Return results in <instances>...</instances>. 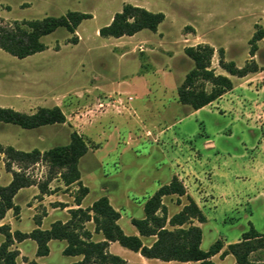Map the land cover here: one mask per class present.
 I'll list each match as a JSON object with an SVG mask.
<instances>
[{
    "label": "rangeland",
    "instance_id": "1",
    "mask_svg": "<svg viewBox=\"0 0 264 264\" xmlns=\"http://www.w3.org/2000/svg\"><path fill=\"white\" fill-rule=\"evenodd\" d=\"M127 4L163 13L165 20L156 32L144 29L133 36L101 37L99 30ZM68 12L89 14L91 18L84 20L75 34L61 27L43 37L46 50L24 59L0 49V107L26 114L60 107L66 122L35 129L0 122V144L26 152L47 151L68 145L71 134L77 132L90 146L79 163L83 181L90 188L88 201L109 195L115 206L124 207L121 225L126 230L132 226L130 218H143V204L158 188L153 170L154 163L163 159V151L178 169L186 192L198 193V206L205 216L220 220L214 223L216 231L210 226L204 228L202 249L209 250L218 240L217 234L225 243L233 241L246 226L240 222L241 215L254 209L247 205L256 197L264 198V191L256 181L244 187V192L241 186L233 193L224 192L222 172L226 162L222 158L229 146H216L217 135H228L225 128L232 116L252 127L264 124V116L254 110L261 103L257 91L264 83L236 77V86L241 85L236 91L196 114L179 103L178 88L195 66L185 49L200 44L214 48L211 68L216 74L229 76L219 64L221 49L225 60L239 68L253 60L264 69V40L258 42L256 55H250V40L257 25L264 29V0H0V23L4 25L61 17ZM75 38L77 42L73 43ZM118 93L124 94L125 100L132 96L133 101L124 109L112 105L99 108L100 99ZM135 138L139 142H133ZM250 151L251 159L257 157L254 149ZM2 159L0 187L8 182L6 157L2 155ZM48 171L47 164L39 163L27 172L43 183ZM57 178L50 182L54 190L49 186L45 195L63 189L58 187L63 181ZM159 180L166 184L165 177ZM38 191L39 199L45 196ZM133 196L137 197L135 202ZM175 197L166 202L169 217L176 214L182 202ZM186 197L183 201L188 204ZM20 201H24L23 196H19ZM43 214L41 207L39 216ZM256 224L263 228L258 217ZM30 226L27 221L21 228L28 231ZM34 247L33 241L24 246L31 259L36 256ZM116 247L125 250L120 244ZM15 248L16 243L11 249ZM250 258L264 264V248ZM69 259L53 244L45 262L67 264ZM17 261L25 262L21 257Z\"/></svg>",
    "mask_w": 264,
    "mask_h": 264
},
{
    "label": "trees",
    "instance_id": "2",
    "mask_svg": "<svg viewBox=\"0 0 264 264\" xmlns=\"http://www.w3.org/2000/svg\"><path fill=\"white\" fill-rule=\"evenodd\" d=\"M91 15L80 12H68L61 17H46L41 20L14 22L4 25L0 23V49L20 59L32 56L46 50L42 38L52 34L58 28H66L75 34L78 26ZM165 20L163 13H153L145 8L127 4L122 11L116 13L112 22L99 30L104 38H122L133 36L148 29L156 32ZM264 40V29L257 25V29L250 40V55L254 57L258 50V42ZM77 39H73L76 43ZM214 48L209 45L187 47L185 54L194 62V68L188 73L183 84L178 88L179 103L198 111L217 101L234 88L229 76L239 78L255 74L260 67L253 60L244 67H237L233 61H226L224 50H220V67L229 75L216 74L211 68ZM210 86V89L206 88ZM0 122L14 124L23 129H35L42 126L63 124L66 116L60 107L39 108L33 114H26L11 108L0 107ZM88 142L77 132L71 134L70 143L57 146L47 151L35 149L31 152L17 150L12 146L4 147L0 144V161L2 155L6 157V170L12 173L13 179L9 185L0 187V222L9 210L17 215L20 207L15 205L14 198L23 188L38 185L40 192L48 193L50 182L57 176L66 186L77 184L79 189L75 196V203L80 206L89 194V188L81 182L79 169L80 160L88 153ZM44 163L49 167L46 181L38 183L27 172L29 168ZM14 166L18 170L14 169ZM187 196L183 183L174 176L170 183L161 186L144 204L145 217L132 218V224L139 231L140 236L125 234L118 221L121 213L110 203L107 196H102L87 209L70 211L71 219L63 224L54 223L50 229H35L31 233L20 231L10 232L8 226L0 227V233L5 241L0 246V264H19V252L11 249L15 242L31 239L37 243V256H47L50 252L49 242L61 240L67 242L64 254L67 256H83L82 261L74 264H129L121 257L109 252L111 242H118L121 246L140 253L148 259H159L165 262L177 261L183 264H217L212 258L224 248V243L217 240L209 250H203V231L194 221L206 223L207 217L196 201L188 196V204L170 219L167 206L163 203L166 196ZM93 221L95 232L104 236L103 241H94L92 233L85 228V224ZM37 223L40 222L37 220ZM169 225L171 228H168ZM156 236L152 245H147L141 237ZM264 248V234L257 232L252 226L242 235L237 243L228 245L222 257L233 255L236 264H258L251 260V254ZM28 264H39L36 261H26Z\"/></svg>",
    "mask_w": 264,
    "mask_h": 264
},
{
    "label": "crops",
    "instance_id": "3",
    "mask_svg": "<svg viewBox=\"0 0 264 264\" xmlns=\"http://www.w3.org/2000/svg\"><path fill=\"white\" fill-rule=\"evenodd\" d=\"M230 78L234 82V88L231 91H229L228 93H226L223 97H225L226 95L236 91L237 88H239L241 86V85L236 86L235 81H234V79L236 78L235 76H230ZM238 79L247 80L248 82L255 80V79H261L264 83V69H262L260 67L259 72L255 73V74H250V75L243 77V78L238 77ZM255 86L256 85L254 84V85L250 86V88L253 89ZM261 86L262 87L259 88L257 91L259 94H261L260 95L261 103H259V105H257L255 107L256 109H254V110H256V112H258L261 116H264V103H262L264 101V84L263 85L261 84ZM221 99H219V100H221ZM234 107H235V105H234ZM13 110H15V109H13ZM202 110H204V108H202L198 111H195L193 114H196L198 112H202ZM245 112H248V109ZM232 117H231L230 122L228 123L227 128L221 127V129L225 128V131L228 135L223 137V138L219 137V135H217V137L219 138V139L217 138L219 140L218 141L219 143L216 144V146L220 145L221 147L219 146V148H221V149L224 148L222 145H225V147H226V145L229 146L228 148H226L227 152L225 153L226 154L225 159L222 158V160H224L226 162V166L224 169L225 171L222 172V174H223L222 176L225 177V183H226L225 187H224L225 188L224 192L233 193L234 191H236L238 186H241L242 191L244 192V187H248V185L250 183L254 184L256 181L258 182V183H256V185L261 184V189H263V191H264V124L259 123L257 125V127L256 126L252 127L251 125H248L244 121H242L243 119L242 120H234ZM220 130H218V131H220ZM221 140L224 142L222 143ZM133 142L137 143V142H139V140L135 138V139H133ZM250 144H252V145L256 144L257 146H251L252 148H249ZM154 146L155 145H153V147ZM252 149H254L253 152L255 153V155H257V157H255L253 159H251V157L248 154L249 152H251L250 150H252ZM21 151H23V150H21ZM161 153H162L163 159L158 160L157 162L154 163L155 167L153 170V173L155 174V176H157L156 179L158 180V183H159L157 186L158 187L157 190L161 186L165 185V184H160L159 179L161 177H165L167 179L166 184L170 183L174 176L181 178V177H179L178 169L173 165L169 156L167 154H165L163 151H161ZM1 161H0V163H1ZM255 161L258 163H257V167L254 169V168H252V166H253V163ZM4 163H2V164L4 165ZM2 168H4V167H2V165H0V179L2 176V172H3ZM14 169L18 170V168L16 166H14ZM6 172L8 175L7 185H9L13 179V176H12L11 172H8L7 170H6ZM249 178H251V181L249 180ZM56 180H60V178H57ZM81 182L84 186L88 187L87 185H85V183L83 181L82 173H81ZM49 186L52 189V184H50ZM58 187L63 188V189L58 190V192L57 191L56 192L51 191L52 193H50L49 195H45L44 197H41L40 199L38 198L39 188L37 185H33L31 187L21 189L14 198L15 205L20 207L19 214L16 215L13 210H9L6 214V217L0 222V227L8 226L10 228L11 233H14L15 231H20L22 233H31L33 230L38 229V228L41 230H48L56 222H61L63 224L67 223L71 219V215H70L71 210L79 209V208L87 209V208L91 207L95 201H97L99 198L102 197V196H99L93 201H88V198L90 195V188L88 187L89 188V194L82 201L81 205L78 206L75 203V196L72 195V193L74 191L77 192V190L79 188V186L77 184L66 186L63 183L61 185H58ZM52 190H54V189H52ZM107 191H109L108 188L104 192L107 193ZM246 192H248V191L246 190ZM187 195L192 197L198 205L200 204V202H199L200 198H199L198 193H196V192L194 193L193 191L192 192L188 191ZM19 196H23L24 201L17 202ZM104 196H106V195L104 194ZM175 196L176 195H171V196H166L163 198V203L167 206V208H168V203H166L167 200H170L169 198H174ZM107 197L109 198L111 205L117 211H119L121 213V218L118 221V224L121 226V228L123 229L125 234L130 235V236H140L139 231L132 224V222H131L132 226H129L128 230H126L122 227L121 221L123 219L124 207L119 208L120 206H115L114 205V199H112L109 195H107ZM184 197H186V196H184ZM184 197H179V196L175 197V198H178L179 200L182 201L179 208L177 209L176 213L180 212L182 210V208L186 205V203L183 201ZM135 198H137V197H135V196L132 197V202L133 201L135 202ZM41 207L44 209V214L42 216H39V208H41ZM143 207H144V204H143ZM247 208H251V209L254 208V209L249 211L250 214L244 213L241 215V221L240 222L245 223L246 226L243 225L240 228L241 231H239V233L235 236L233 241L225 243L222 240L221 236L217 234V239L221 240L224 243V248L222 249V251L219 254L215 255L212 258V260L215 263H217V264H236V259L233 255H227L225 257H222V254L227 249L228 245H230L232 243L239 242L242 239V235L244 233L248 232L250 230L251 226L257 232L264 234V198L258 199V197H256L254 200L251 201V203L249 205H247ZM144 217H145V212H144L143 218ZM171 217H169V219ZM257 217L259 219H261V221L263 223L262 229L257 227V224H256V218ZM37 220L40 222L39 224L37 223ZM130 220H132V218H130ZM27 221L31 222V226H30L31 230H28V231L22 230L23 228H21V226H22L23 222H27ZM219 221L220 220H218V219H211L209 216H207V222L206 223H199L197 221H194V225L199 226L202 229L203 236H204V228L210 226L211 230L216 231V227L214 226V223H216V222L219 223ZM167 227L171 228L169 225H167ZM85 228L92 233V239L94 241L99 242V241L104 240V236L101 233L95 232V224L93 221L85 224ZM0 238L2 239L1 240L2 242L0 244V246H1L2 243L5 241V236L0 233ZM141 238H142L143 242L149 246L152 245L157 239L156 236L141 237ZM29 241H33V240L27 239V240H24L23 242H20V243L15 242L17 244V248H15L14 250H17L19 252V257H21L25 260V262H23V264H26V261H29V262L30 261H36L39 264H47L45 262V259L50 256L53 244H55L58 247L59 252H61L64 256H67L64 254V250L66 249V247L68 245L66 241L51 240L49 242V249H50L49 254L47 256H42V257L37 256V249H38L37 243L35 241H33L36 243V247H34V251L36 252V256L34 259H31V257H29L27 255L26 249L24 248V246ZM116 244H119V243L118 242H111L110 243L109 252L111 254H114V255L121 257L122 259L127 261V263H129V264H183V263L177 262V261L165 262V261H162L159 259H148V258L142 256L140 253H136L134 251H131V250H129L123 246L122 247L125 248V250L121 249L119 247H116ZM201 247H202V245H201ZM67 257L70 258L68 260L67 264H74V263H77L79 261H82V259H83V256H67Z\"/></svg>",
    "mask_w": 264,
    "mask_h": 264
},
{
    "label": "built area",
    "instance_id": "4",
    "mask_svg": "<svg viewBox=\"0 0 264 264\" xmlns=\"http://www.w3.org/2000/svg\"><path fill=\"white\" fill-rule=\"evenodd\" d=\"M123 95L124 94L122 93H118L115 94L114 96H108L103 99H100L98 102V106L99 108H104V107H108L109 105L110 106L112 105L113 107L124 109L127 106L128 102L130 103L133 101V97L129 96L127 100H125Z\"/></svg>",
    "mask_w": 264,
    "mask_h": 264
}]
</instances>
